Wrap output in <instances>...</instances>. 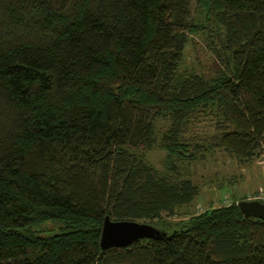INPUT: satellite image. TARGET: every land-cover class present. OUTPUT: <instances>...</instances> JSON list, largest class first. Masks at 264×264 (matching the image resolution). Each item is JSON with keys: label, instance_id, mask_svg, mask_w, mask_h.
Instances as JSON below:
<instances>
[{"label": "trees", "instance_id": "1", "mask_svg": "<svg viewBox=\"0 0 264 264\" xmlns=\"http://www.w3.org/2000/svg\"><path fill=\"white\" fill-rule=\"evenodd\" d=\"M216 149L264 151V0H0V264H264L246 196L190 209ZM105 216L166 235L101 249Z\"/></svg>", "mask_w": 264, "mask_h": 264}, {"label": "rangeland", "instance_id": "2", "mask_svg": "<svg viewBox=\"0 0 264 264\" xmlns=\"http://www.w3.org/2000/svg\"><path fill=\"white\" fill-rule=\"evenodd\" d=\"M194 5L195 0H190L191 10ZM217 65L218 62L205 38L201 35H191L184 51L183 68L209 77ZM155 124L158 139L166 123L158 119ZM201 132H204V129H201ZM165 154L161 148H155L146 151V160L155 168L161 169ZM188 168L192 182L199 187V194L190 205L193 212L228 204L244 196L247 199L260 194L264 196V151L251 160L240 161L229 152L216 149L205 160L193 162ZM41 227L57 232L58 224L45 222Z\"/></svg>", "mask_w": 264, "mask_h": 264}, {"label": "water", "instance_id": "3", "mask_svg": "<svg viewBox=\"0 0 264 264\" xmlns=\"http://www.w3.org/2000/svg\"><path fill=\"white\" fill-rule=\"evenodd\" d=\"M239 210L245 217H255L264 221V203L258 199H242L237 201ZM166 233L154 225L136 220L103 219L99 244L101 249L108 247H126L137 239H159Z\"/></svg>", "mask_w": 264, "mask_h": 264}, {"label": "built area", "instance_id": "4", "mask_svg": "<svg viewBox=\"0 0 264 264\" xmlns=\"http://www.w3.org/2000/svg\"><path fill=\"white\" fill-rule=\"evenodd\" d=\"M252 199H264V196H261L260 194V195L253 196Z\"/></svg>", "mask_w": 264, "mask_h": 264}]
</instances>
